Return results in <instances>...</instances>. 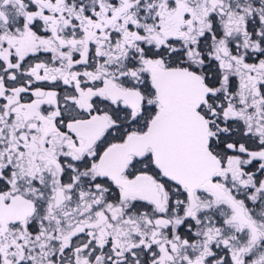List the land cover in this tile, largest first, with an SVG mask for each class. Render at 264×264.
<instances>
[{
  "label": "snow or ice",
  "instance_id": "6c2138e0",
  "mask_svg": "<svg viewBox=\"0 0 264 264\" xmlns=\"http://www.w3.org/2000/svg\"><path fill=\"white\" fill-rule=\"evenodd\" d=\"M0 264H264V0H0Z\"/></svg>",
  "mask_w": 264,
  "mask_h": 264
}]
</instances>
